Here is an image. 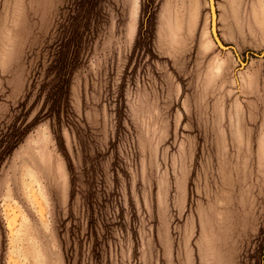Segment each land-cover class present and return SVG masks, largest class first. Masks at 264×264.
Returning a JSON list of instances; mask_svg holds the SVG:
<instances>
[{
	"label": "rangeland",
	"instance_id": "1",
	"mask_svg": "<svg viewBox=\"0 0 264 264\" xmlns=\"http://www.w3.org/2000/svg\"><path fill=\"white\" fill-rule=\"evenodd\" d=\"M222 4L0 0V264H264V47Z\"/></svg>",
	"mask_w": 264,
	"mask_h": 264
},
{
	"label": "crops",
	"instance_id": "2",
	"mask_svg": "<svg viewBox=\"0 0 264 264\" xmlns=\"http://www.w3.org/2000/svg\"><path fill=\"white\" fill-rule=\"evenodd\" d=\"M222 6L218 31L225 44L243 47L249 41L253 46L256 40V45L264 47V10L260 0H223Z\"/></svg>",
	"mask_w": 264,
	"mask_h": 264
}]
</instances>
